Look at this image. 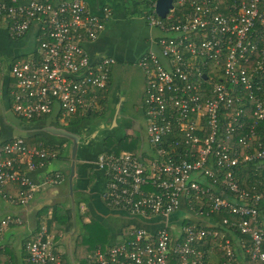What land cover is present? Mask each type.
<instances>
[{
  "label": "built area",
  "instance_id": "built-area-1",
  "mask_svg": "<svg viewBox=\"0 0 264 264\" xmlns=\"http://www.w3.org/2000/svg\"><path fill=\"white\" fill-rule=\"evenodd\" d=\"M146 4L147 26L162 34L136 62L149 152L101 153L95 164L105 178L104 205L156 228L129 227L117 243L97 246L87 263L264 264V187L241 188L246 171L264 172V140L256 134L264 122V0H172L163 18L156 0ZM100 12L83 0H0L10 39L35 27L32 53L9 68V107L17 118L54 116L67 124L100 108L98 93L115 60L94 62L84 48L112 8ZM57 153L42 141L2 140L0 132V200L27 206L36 185L26 172ZM60 180L52 174L44 184ZM22 223L19 216L0 220V253L6 230ZM54 245L41 223L19 264H68Z\"/></svg>",
  "mask_w": 264,
  "mask_h": 264
},
{
  "label": "crops",
  "instance_id": "crops-1",
  "mask_svg": "<svg viewBox=\"0 0 264 264\" xmlns=\"http://www.w3.org/2000/svg\"><path fill=\"white\" fill-rule=\"evenodd\" d=\"M16 1L26 3L29 0ZM83 2L93 14H100L101 9L105 6L112 8L111 17L106 21L98 38L85 43L84 48L94 62L104 57H111L116 63L110 71L105 108H99L92 112L98 114L97 117L101 116L102 122L95 129L88 126L82 129L73 127L70 130L72 134L79 137L71 183H69V176L72 141L44 131L46 128L67 130L68 125L47 122L42 126L29 127L24 130L20 123H9L7 120L6 115L8 111H11L8 97L9 68L13 62L25 60L32 53L35 27L22 38L12 40L8 36L5 20L0 17V69L3 67L0 70L1 138L2 140L14 137L28 138L37 133H45V139L53 144L52 146H55L58 152L56 158L46 166L26 172L36 185L37 190L27 206H11L0 200V216L3 215L0 220L6 216H19L23 221L22 225L9 227L4 233L5 250L2 255L0 254V263L2 259L4 262L5 260L11 262L10 256L13 254L15 262L19 264L24 242L30 239L41 223H46L48 232L54 238V243L60 242L58 240L61 238V242L58 243L60 245H64L68 235L77 233L76 224L86 225L91 220H96L108 233V241L103 246L120 241L131 226L156 228L155 224L138 220L117 210H107L103 206L100 194L105 186V178L97 169L95 162L98 155L105 151L103 141L107 136L138 137L140 146L136 153L145 156L149 152V145L146 146L145 123L140 109L144 75L135 64L143 54L153 47L152 39L160 37L162 34L147 26L144 16L148 10L141 12L135 1L129 3L128 0H83ZM30 125L31 123L28 124V126ZM52 174H59L61 180L54 186H46L45 178ZM8 191L15 194L13 187H9ZM53 207H59L57 214L66 213L69 215L67 224L58 225L60 229L56 232L53 231L55 234L51 233L55 227L53 225L56 224L50 219ZM16 228L20 229L18 234L13 231ZM6 237H8L7 240ZM17 237L20 239L18 247H16ZM64 246L66 251L62 253L65 255L58 254L71 264H78L73 259L74 248L68 250L70 246ZM8 251L9 253L6 254Z\"/></svg>",
  "mask_w": 264,
  "mask_h": 264
},
{
  "label": "trees",
  "instance_id": "trees-1",
  "mask_svg": "<svg viewBox=\"0 0 264 264\" xmlns=\"http://www.w3.org/2000/svg\"><path fill=\"white\" fill-rule=\"evenodd\" d=\"M263 81H264V79H263ZM13 84H14V82L12 81V79H10L9 90L13 87ZM108 87H109V82H108L106 89L103 91H100L98 93L97 102L99 104L100 109L105 108L104 104H105V100H106V96H107ZM97 115L98 114L92 113V112L86 113L85 115L76 114L74 117L71 118V121L69 120V122L66 124V125H68L66 127V129L70 131L73 127L78 128V129L86 128L88 126L90 127L91 126L90 123L92 122L94 117H97ZM46 118H48V116L47 117L43 116L42 118H40L38 120H33V122L34 121H41V120L46 119ZM256 134L259 137V141L264 140V122H262L259 125V127H257ZM44 135H45V133H37L36 135H32L28 138H25V142L27 143V145H31V144H35L37 142L42 141L46 146L47 145L52 146L53 144H51L49 141H47L45 139ZM103 146L105 148L104 153H113L116 155L120 154L121 152L136 153L139 150L140 141H139L138 137L107 136L103 141ZM242 179L241 180L243 181V183L241 185V188L245 189L246 191H250V188L252 186H255L256 188H258V190H261L264 187V172H261V173L256 172V176H253V174L249 170L243 174ZM58 208L53 207L50 219L52 222L55 221V223L57 225L64 226L68 222L69 215L66 213H64L63 215L57 214L59 212ZM212 216H214L215 219L216 218L219 219L221 216H227V215H226V213H222L221 215H218V216L216 214H213ZM93 221H94V224H93ZM86 225H93L92 226L93 229H92L90 234L92 235V232L94 230V233L97 234V237L99 238V240L97 241L98 243L94 244L93 246H87L89 239L85 241L79 235V237H80L79 240L81 241V244H80V241L78 240L77 244L74 248V251H73V259L78 264H88L87 263L88 255L92 254L94 249L97 247V244H100L102 246L105 245V243L108 241V238H109L108 233L106 232L105 228L101 224H99L96 220H91L90 223L86 224ZM83 226H85V225H83ZM90 229H91V227H90ZM97 230H100V234ZM100 235H103L102 241L100 239ZM92 239H93V237H92ZM84 243H86V244H84ZM8 253H9V251L6 254H8ZM77 253L80 255L79 258L76 256ZM0 254L2 255L3 253H0ZM10 257L12 259L11 262L13 264V262H15L16 259H15L13 254ZM63 261L65 263L71 264L70 262L66 261L65 259H63ZM11 262L8 260L7 261L5 260V262H4V259H2V262L0 264H7V263L11 264ZM15 264H17V263L15 262Z\"/></svg>",
  "mask_w": 264,
  "mask_h": 264
},
{
  "label": "rangeland",
  "instance_id": "rangeland-1",
  "mask_svg": "<svg viewBox=\"0 0 264 264\" xmlns=\"http://www.w3.org/2000/svg\"><path fill=\"white\" fill-rule=\"evenodd\" d=\"M129 1V3L130 2H133V1H135L136 3H137V7L139 6V8L138 9H140V11L142 12H146L148 9H147V4H146V0H128ZM30 55V54H29ZM29 55H28V57H29ZM2 69H3V67H1ZM2 69H0V70H2ZM7 110H9V109H7ZM6 117H7V120H8V122L9 123H16V124H21V127H24V130L26 129V128H29V127H36V126H42V125H44V124H47V122H53V123H56L54 120H55V117L54 116H49L48 118H46V119H43V120H41V121H34V122H27V121H25V120H22V119H20V118H17L14 114H13V112L12 111H8V113H7V115H6ZM71 118L72 117H69V118H67L66 120H67V123L69 122V120L71 121ZM62 122V121H61ZM102 122V117L101 116H99V117H94V119L92 120V122L90 123V125H91V127L93 128V129H95L98 125H99V123H101ZM29 123H31V125L30 126H28V124ZM61 124H66V123H61ZM146 146L148 147V145H147V143H146ZM37 191V190H36ZM183 213H180V214H177V215H174L173 217H175V218H177V219H179V216H181ZM3 215H1L0 216V218L2 217ZM183 216V215H182ZM181 216V217H182ZM173 217H171V218H173ZM93 224H94V221H93ZM79 225V226H78ZM53 226H55V227H53V230H52V234H55V233H53V231H59V229H60V227L57 225V224H54ZM78 226V227H77ZM93 225H85V226H83V225H80V224H76V230H77V233L75 234V235H73V234H70V235H68L67 237H66V241H65V243H64V245H66V246H70L69 248H68V250L69 249H71V248H75V246H76V244H77V241L79 240V238L81 237V238H83L85 241L86 240H88L89 239V241H88V244H87V246H93L94 244H96V243H98L97 241L99 240V238L97 237V234H95L94 233V230H93V232H92V235L90 234L91 233V231H92V229H93V227H92ZM90 227H91V229H90ZM13 231H14V233H15V231H16V234H18L19 233V231H20V229L19 228H16V230L15 229H13ZM51 231V230H50ZM98 232H99V234H100V230H97ZM62 233V232H61ZM79 235H80V237H79ZM5 236V235H4ZM69 236H70V238H69ZM92 237H93V239H92ZM102 238H103V235H100V239H101V241H102ZM8 239V237H6V240ZM61 238H59V240L58 241H60L61 242V240H60ZM80 241V240H79ZM16 242H17V245H16V247H18V245L20 244L19 242H20V239L17 237L16 238ZM55 242V241H54ZM60 242H57V244L55 243V245H54V250H55V252L56 253H60V254H62L63 256L65 255V253H62V252H64V251H66V248H65V246L64 245H60V244H58V243H60ZM80 244H81V241H80ZM84 244H86V243H84ZM99 244H97V246H98ZM61 256V255H60ZM76 256L79 258L80 257V255L77 253L76 254ZM89 256V255H88ZM76 264V263H75Z\"/></svg>",
  "mask_w": 264,
  "mask_h": 264
},
{
  "label": "water",
  "instance_id": "water-1",
  "mask_svg": "<svg viewBox=\"0 0 264 264\" xmlns=\"http://www.w3.org/2000/svg\"><path fill=\"white\" fill-rule=\"evenodd\" d=\"M172 8V0H156V13L161 17H165L167 14L168 10ZM47 133L54 135V136H59L63 138H67L72 141V146H71V166H70V176H69V183H71L72 176L74 175V165H75V157H76V150L77 146L79 143V137L75 134H72L71 132H68L65 129L62 128H46L44 129ZM101 172V171H100ZM102 173V172H101ZM103 174V173H102ZM102 202V201H101ZM103 206L108 210L104 203L102 202Z\"/></svg>",
  "mask_w": 264,
  "mask_h": 264
},
{
  "label": "flooded vegetation",
  "instance_id": "flooded-vegetation-1",
  "mask_svg": "<svg viewBox=\"0 0 264 264\" xmlns=\"http://www.w3.org/2000/svg\"><path fill=\"white\" fill-rule=\"evenodd\" d=\"M116 63V62H115ZM114 63V64H115ZM136 65V67H138L137 66V64H135ZM139 68V67H138ZM140 69V68H139ZM141 70V69H140ZM144 86H145V82H144ZM143 94H144V88H143ZM142 94V95H143ZM140 109H141V111H142V116H143V119H144V107H143V96H142V102H141V107H140Z\"/></svg>",
  "mask_w": 264,
  "mask_h": 264
}]
</instances>
